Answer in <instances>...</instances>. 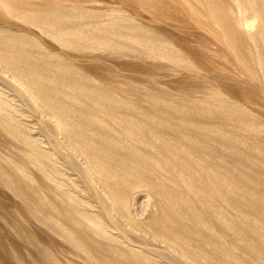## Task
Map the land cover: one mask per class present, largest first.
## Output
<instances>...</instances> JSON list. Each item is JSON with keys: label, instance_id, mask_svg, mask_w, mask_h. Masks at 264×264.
Listing matches in <instances>:
<instances>
[{"label": "rangeland", "instance_id": "374dc122", "mask_svg": "<svg viewBox=\"0 0 264 264\" xmlns=\"http://www.w3.org/2000/svg\"><path fill=\"white\" fill-rule=\"evenodd\" d=\"M0 264H264V0H0Z\"/></svg>", "mask_w": 264, "mask_h": 264}, {"label": "bare ground", "instance_id": "6f19581e", "mask_svg": "<svg viewBox=\"0 0 264 264\" xmlns=\"http://www.w3.org/2000/svg\"><path fill=\"white\" fill-rule=\"evenodd\" d=\"M17 81H19L18 79H17ZM23 85V84H22ZM34 85H38L37 83H34ZM110 146V145H109Z\"/></svg>", "mask_w": 264, "mask_h": 264}]
</instances>
